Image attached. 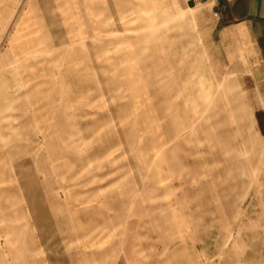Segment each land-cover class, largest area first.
Returning <instances> with one entry per match:
<instances>
[{
	"label": "crops",
	"instance_id": "1",
	"mask_svg": "<svg viewBox=\"0 0 264 264\" xmlns=\"http://www.w3.org/2000/svg\"><path fill=\"white\" fill-rule=\"evenodd\" d=\"M76 1L58 4L69 21L61 33L58 88L43 90L40 108L13 127L29 139L27 146L41 149H30L31 159L17 167L16 185L1 188L9 196L0 203V264H189L188 254L169 261V252L157 256L131 245L148 240L145 233H131V226L146 224L131 212L148 208L147 190L154 198L161 193L146 186L150 159L139 144L149 129L152 161L160 171L166 167L171 179L178 172L193 178L194 161L209 177L208 163L225 161L227 148L228 160L254 163L257 174L264 162V0H211L200 7L177 0L180 10L168 25L154 28L152 41L145 26L137 28L135 50L129 41L95 40L98 33L128 32L127 26L92 25L95 7L101 22L112 16L105 0L90 4L82 26L75 19ZM26 21L20 28L28 27ZM22 29L13 34L12 55L23 59L48 49L44 36L27 30L23 35ZM131 145L138 147L131 152ZM84 146L85 158L79 154ZM242 147L248 149L244 157ZM83 163L99 185L86 192L74 185L79 199L82 193L90 197L78 204L74 197L70 207L62 200L61 181L77 178ZM119 210L129 212L120 216Z\"/></svg>",
	"mask_w": 264,
	"mask_h": 264
},
{
	"label": "rangeland",
	"instance_id": "2",
	"mask_svg": "<svg viewBox=\"0 0 264 264\" xmlns=\"http://www.w3.org/2000/svg\"><path fill=\"white\" fill-rule=\"evenodd\" d=\"M103 3L108 9L106 13L112 15L103 22L100 20L103 18L101 12L96 11V0H77L72 3L77 7V24H88L87 14L90 13V4H93L92 25L95 23L102 28L106 27V30L110 26H127L128 30L124 34L98 33L95 40L129 41L131 50L138 47L139 26H145V30L150 32H146V40L152 41L154 28L168 25L170 15L180 10L177 0H105ZM58 4L59 0H0V32L3 33L0 39V191L3 187L16 185L15 178L19 173L17 167L26 165V161L31 159V150L35 148L27 146L25 142H29V139L26 140L13 127L27 116L30 117L32 111L36 112L33 110L35 107L40 108L39 95L43 90L58 88L56 77L64 68L61 63L65 34L61 33H66L69 28L64 7L59 10ZM27 17L29 22L26 21ZM25 21L28 27L20 28ZM20 29L23 35L27 30L34 32L33 36L38 39L44 36L48 49L45 52L39 50L23 59L12 55L11 40L16 30ZM23 40L19 37L17 43ZM118 52L115 49L114 56ZM149 132L152 134L146 129V140H141L139 144L145 146V157L150 159L145 162V182L147 187L155 185L161 193L154 198L153 192L148 193L147 190L148 208L145 211H130L133 219L144 216L146 221L144 226H131V233H145L148 237L146 242H134L131 245H144L147 251H156L157 256L169 252L166 254L171 257L169 261L173 257L183 258L188 254L191 256L189 264H264V162L258 163L255 175L254 163L228 160L230 155L227 148L225 161L208 163L209 177L201 175V163L194 161L193 178L186 180L178 172L179 177L171 179L166 167L160 171L157 168L159 163L155 167L152 161V136L148 137ZM137 147L131 145V152ZM36 148L38 151L41 149ZM215 148L211 147L213 151ZM70 150L73 153L74 148L70 147ZM247 152L248 149L242 147L241 156L244 157ZM79 154L85 158L89 154L88 147H82ZM52 164L54 168L59 165L58 162ZM203 170L207 175L205 167ZM64 179L60 180L63 184L61 196L70 207L74 205V197L76 204L90 197L82 193L79 199V195L74 193L77 185H83L82 188L78 187L83 192L99 185L88 163L77 178L67 176ZM207 182L208 186H205ZM173 186L177 187L178 194ZM186 186L192 187L194 191L187 193ZM8 196L0 194V203L7 201ZM70 212L73 216L74 211ZM125 212L128 214L129 211H117L120 216Z\"/></svg>",
	"mask_w": 264,
	"mask_h": 264
},
{
	"label": "built area",
	"instance_id": "3",
	"mask_svg": "<svg viewBox=\"0 0 264 264\" xmlns=\"http://www.w3.org/2000/svg\"><path fill=\"white\" fill-rule=\"evenodd\" d=\"M193 7H200L202 6L204 3L211 1V0H188Z\"/></svg>",
	"mask_w": 264,
	"mask_h": 264
}]
</instances>
